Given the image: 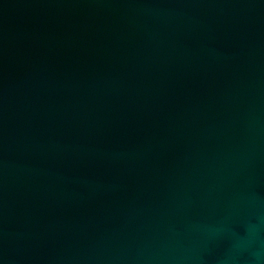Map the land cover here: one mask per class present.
Returning a JSON list of instances; mask_svg holds the SVG:
<instances>
[{
    "label": "water",
    "instance_id": "95a60500",
    "mask_svg": "<svg viewBox=\"0 0 264 264\" xmlns=\"http://www.w3.org/2000/svg\"><path fill=\"white\" fill-rule=\"evenodd\" d=\"M0 264H264V0H0Z\"/></svg>",
    "mask_w": 264,
    "mask_h": 264
}]
</instances>
